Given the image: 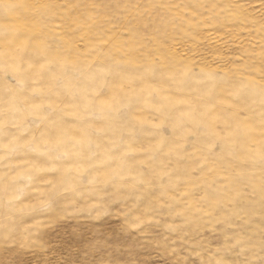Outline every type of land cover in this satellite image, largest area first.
Returning <instances> with one entry per match:
<instances>
[{
  "label": "rangeland",
  "instance_id": "rangeland-1",
  "mask_svg": "<svg viewBox=\"0 0 264 264\" xmlns=\"http://www.w3.org/2000/svg\"><path fill=\"white\" fill-rule=\"evenodd\" d=\"M231 4L0 0V264H264V43Z\"/></svg>",
  "mask_w": 264,
  "mask_h": 264
},
{
  "label": "clouds",
  "instance_id": "clouds-1",
  "mask_svg": "<svg viewBox=\"0 0 264 264\" xmlns=\"http://www.w3.org/2000/svg\"><path fill=\"white\" fill-rule=\"evenodd\" d=\"M256 4H259L258 17L256 13L248 12V9ZM230 8L232 9L230 14L240 18L243 23L252 25L246 30L256 32L260 36L261 42L264 43V0H244V2L232 0Z\"/></svg>",
  "mask_w": 264,
  "mask_h": 264
}]
</instances>
